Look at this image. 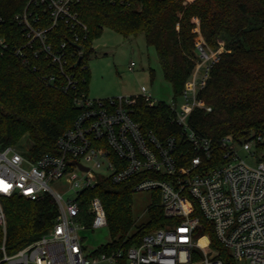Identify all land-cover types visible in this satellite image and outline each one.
I'll return each mask as SVG.
<instances>
[{
    "label": "built area",
    "instance_id": "obj_1",
    "mask_svg": "<svg viewBox=\"0 0 264 264\" xmlns=\"http://www.w3.org/2000/svg\"><path fill=\"white\" fill-rule=\"evenodd\" d=\"M103 1L133 4L141 0ZM78 2L28 0L24 10L14 16L27 38L24 48H31L35 56L43 54L59 68L62 81L54 75L45 78L64 91L77 88L75 59L83 55V49L71 47L81 45V33L88 31L75 9ZM60 22L74 34L53 44L48 33ZM0 45L8 47L3 38ZM213 51L199 48L189 85L179 97L182 102L167 103L172 121L180 127V137L161 138L144 129L133 117L136 95L95 99L77 90L73 99L78 114L56 140L54 152L33 160L12 145L0 148V264H191L196 249L204 252L202 264H224L199 241L197 208L238 264H264V133L253 132L241 141L232 135L223 137L220 161L210 166L216 146L189 124L195 108L211 110L197 96L222 52ZM15 53L28 61L25 50L17 48ZM137 95L149 106L159 102L148 89ZM188 150L195 155L182 165ZM103 168L106 171H101ZM103 177L116 184L133 178L135 191H159L164 215L171 222L146 233L140 244L127 250L86 254L79 234L80 228L86 227L78 224L82 219L80 196ZM56 187L72 189L75 194L65 197ZM45 194L58 206L53 225L34 242L8 253L4 199L19 195L37 200ZM87 213L92 218L88 227L108 225L99 197L88 202Z\"/></svg>",
    "mask_w": 264,
    "mask_h": 264
},
{
    "label": "trees",
    "instance_id": "obj_2",
    "mask_svg": "<svg viewBox=\"0 0 264 264\" xmlns=\"http://www.w3.org/2000/svg\"><path fill=\"white\" fill-rule=\"evenodd\" d=\"M27 2L0 0V38L8 44L7 48L0 45V148L26 136L29 145L23 153L30 159L56 150V140L78 114L74 92L88 94L86 58L94 51V41L105 28L125 37L145 36L147 46L154 48L157 54L165 80L172 86L174 100L189 85L199 48L216 50L223 46L197 96L201 103L211 106V110L197 107L189 117L191 128L212 139L216 146V158L210 160V166L220 161L219 142L223 137L232 135L241 141L253 132L264 133V0H141L133 4L79 0L75 9L88 31H80L82 46L71 47L80 46L83 55L75 59L77 88L66 91L45 78L54 75L58 82L62 81L59 68L43 54L35 56L31 48H24L27 38L14 16L24 10ZM46 25H49L47 17ZM73 34L70 26L60 22L49 31L48 41L56 44ZM17 48L26 51L27 62L24 56L15 53ZM154 76L152 70L151 80ZM135 99L133 117L144 129L152 130L161 138L180 137V127L172 121L166 102L149 106L141 95H136ZM194 155L195 151L188 150L181 164H188ZM134 182L131 178L116 184L103 177L95 187L81 193V220L91 223L88 202L99 197L110 228L111 241L93 253L127 250L140 244L146 233L171 222L164 215L161 194L155 190L148 208V221L136 226L132 211ZM4 207L8 253L40 238L51 228L58 214L57 203L48 194L37 200L14 195L4 199ZM194 214L200 219L197 229L200 243L209 251L215 250L224 264H238L230 250L218 240L212 223L198 208ZM134 226L136 230L132 231ZM196 255L197 251L192 257Z\"/></svg>",
    "mask_w": 264,
    "mask_h": 264
},
{
    "label": "rangeland",
    "instance_id": "obj_3",
    "mask_svg": "<svg viewBox=\"0 0 264 264\" xmlns=\"http://www.w3.org/2000/svg\"><path fill=\"white\" fill-rule=\"evenodd\" d=\"M217 51H223V47L220 46ZM86 63L89 69L88 94L92 98L104 99L120 95H137L148 89L159 101L170 104L174 100L172 86L163 76L157 54L154 48L147 46L143 34L125 37L115 30L105 28L94 41V51L86 58ZM152 70L155 73L153 80H151ZM177 100L178 103L182 102V98ZM28 145L29 138L24 136L12 146L23 153L27 150ZM101 171H106V169L103 168ZM56 188L62 193L64 192L65 197L68 194L71 196L75 194L72 189L68 190L66 187ZM152 202V191H134L132 211L136 226L148 221V208ZM78 224L86 225L79 230L86 254L94 252L100 246L111 241L108 225L92 228L88 227L84 220H79ZM134 230H136L135 226L132 231ZM196 250V258H193L191 264H202L204 252L200 249ZM205 251L217 254L213 249L210 251L205 249Z\"/></svg>",
    "mask_w": 264,
    "mask_h": 264
},
{
    "label": "water",
    "instance_id": "obj_4",
    "mask_svg": "<svg viewBox=\"0 0 264 264\" xmlns=\"http://www.w3.org/2000/svg\"><path fill=\"white\" fill-rule=\"evenodd\" d=\"M81 47L80 46H78V49H80ZM80 166V168H82V169H84V170H87L88 168H86V167H84V166H82V165H79Z\"/></svg>",
    "mask_w": 264,
    "mask_h": 264
}]
</instances>
